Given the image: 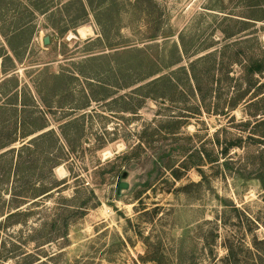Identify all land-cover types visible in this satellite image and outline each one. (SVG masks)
Instances as JSON below:
<instances>
[{
  "label": "rangeland",
  "instance_id": "1",
  "mask_svg": "<svg viewBox=\"0 0 264 264\" xmlns=\"http://www.w3.org/2000/svg\"><path fill=\"white\" fill-rule=\"evenodd\" d=\"M256 3L0 0V264H264Z\"/></svg>",
  "mask_w": 264,
  "mask_h": 264
},
{
  "label": "trees",
  "instance_id": "2",
  "mask_svg": "<svg viewBox=\"0 0 264 264\" xmlns=\"http://www.w3.org/2000/svg\"><path fill=\"white\" fill-rule=\"evenodd\" d=\"M255 6L256 7H260V9L262 10V9H264V8H262V7H264V4L263 3H256L255 4ZM248 73L249 74H252V75H262L263 73H264V57L263 58H261V59H256L254 62H252L251 63V65H250V67H249V70H248ZM264 88V83L260 86V89H263ZM261 95V94H260ZM256 125H264V120H261V121H259V122H257V124ZM47 132H45L44 134H41V135H39V136H37L38 137V139H35V140H41L42 138H44V137H46L47 135ZM30 135V134H29ZM29 135H27V136H29ZM263 136H259L260 137V139L261 140H264V134H262ZM15 142V138H13L11 141H9L7 144H2V145H0V149L1 148H4V147H7V146H9V145H11V144H13ZM239 148V147H241V140H238V141H234V142H230V144L229 145H227L224 149H223V151H221V155H225L226 154V152H227V150L228 149H231V148ZM24 149H26V147L24 146V145H22L21 146V148H20V151H22V150H24ZM0 158H1V156H0ZM204 158H205V160L207 161V162H209V163H213V162H211L209 159H208V156L206 155V156H204ZM19 162V160H16V164L14 165V167L18 170L22 165L20 164V163H18ZM214 162H216L215 160H214ZM169 170H171V169H169ZM172 171V170H171ZM171 175H172V177L174 178V179H179V176H177V174H176V172H171ZM202 177V176H201ZM259 180H260V183H261V185H262V187H263V189H264V178L262 177V176H260L259 177ZM14 209H18V207L16 206ZM17 214L16 213H12V214H8L7 216H6V218H11V217H14V216H16ZM227 253H229L231 250H230V248H228L227 247ZM230 256V254H228V256L227 257H229Z\"/></svg>",
  "mask_w": 264,
  "mask_h": 264
},
{
  "label": "water",
  "instance_id": "3",
  "mask_svg": "<svg viewBox=\"0 0 264 264\" xmlns=\"http://www.w3.org/2000/svg\"><path fill=\"white\" fill-rule=\"evenodd\" d=\"M49 43V38L48 37H45L43 39V44L47 45ZM127 187V185L125 183H119L118 186H117V189L118 191L121 190V189H125Z\"/></svg>",
  "mask_w": 264,
  "mask_h": 264
},
{
  "label": "bare ground",
  "instance_id": "4",
  "mask_svg": "<svg viewBox=\"0 0 264 264\" xmlns=\"http://www.w3.org/2000/svg\"><path fill=\"white\" fill-rule=\"evenodd\" d=\"M106 156V155H105ZM106 159V158H105ZM56 169V168H55ZM58 172L60 171V167L56 169ZM55 174V173H54Z\"/></svg>",
  "mask_w": 264,
  "mask_h": 264
}]
</instances>
